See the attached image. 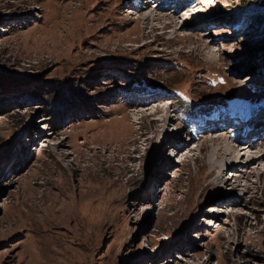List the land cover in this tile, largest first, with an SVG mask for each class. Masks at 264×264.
Segmentation results:
<instances>
[{
    "label": "rangeland",
    "instance_id": "374dc122",
    "mask_svg": "<svg viewBox=\"0 0 264 264\" xmlns=\"http://www.w3.org/2000/svg\"><path fill=\"white\" fill-rule=\"evenodd\" d=\"M175 1L0 0V264H264V172L191 181L264 99V0Z\"/></svg>",
    "mask_w": 264,
    "mask_h": 264
},
{
    "label": "bare ground",
    "instance_id": "6f19581e",
    "mask_svg": "<svg viewBox=\"0 0 264 264\" xmlns=\"http://www.w3.org/2000/svg\"><path fill=\"white\" fill-rule=\"evenodd\" d=\"M140 1H141V5L139 4L140 7L144 6V3H143L144 0L143 1L140 0ZM155 4L157 6H164L165 7L164 9H166V10H167V8L171 9V7L169 8V6H172L173 11H175L176 13H178L182 10L186 11V9L189 7H191V10H192L194 7L193 2H191V1L180 3V4L176 5L175 0H167V1L155 0ZM185 5H189V6L187 8H185L184 7ZM188 11H190V9ZM141 12H139V13H141ZM196 12H198V11H196ZM140 17L147 22L149 20L150 21H159V22L163 21L164 22V20L168 19V16L166 14H155V15H152V14H148V15L145 14L144 15L143 14V16L141 15ZM195 21L196 20H194V22ZM175 24H176V22L174 20H171L170 26L174 27ZM161 25H162V23H161ZM167 27H165V28H167ZM190 38H193V37L190 36ZM131 93H138V92H131ZM153 94H157V93H152L148 96H152ZM260 95L263 96L264 92H262V94H260ZM259 98H261V97L253 98V99H251V101L253 100V103L257 104L259 101L258 100ZM140 101H142L143 103H149V101H147V99H141ZM257 107H258V109L254 110V112H252L254 117L251 118L247 122L246 131H244L242 133V132H239L242 130L238 129L239 131L237 133H235V136L229 135L228 138L230 140H228L226 138L227 137L226 133L229 132L227 127L230 126V122L227 121L226 123H224L225 120L222 119L221 123L215 125L214 129L211 130L210 133H212L215 130H218V132L216 134L222 133L221 131H223L224 134L222 137H220V139H217L215 141H213V139L208 140L206 138L204 141V145H202V147H198V148H200L201 151L204 148H206V151L208 150V152H209V156H206L203 159L196 158V161L198 160L197 161V170H196V173H193V175H191V181L192 182L196 181L197 176H198V178H200V176H201L200 174L202 172H205V171H209L208 174H213V175L217 176L216 177V183L224 180V173L226 170L222 169V166L227 165L226 162L228 163V167L226 166L227 168H234L237 171H242L243 177L244 176L250 177L251 174H253L255 172H256V176H260V174L264 172V140L261 139V137H260V135L262 134L263 126H261V123H259V115H261L262 113L264 115V104H262V105L257 104ZM139 114L143 115L144 112L140 111ZM143 116H145V115H143ZM151 116L155 117L154 123H155V130L157 133H161V132H165V131L168 132L169 122L172 119H168L166 116H159L158 111L152 113ZM156 117H158V118H156ZM255 125L257 126V128H254ZM242 126H243L242 124H241V126L239 125V127H242ZM205 133H208V132H205ZM240 134H241V136H240ZM179 135H180V133L174 134L173 136H171V134L169 133L168 137L171 136V138H174L175 142H179ZM232 135H234V134H232ZM230 141L233 142L236 146H231ZM211 142H213L214 147H212V145H210ZM183 146H184V144H183ZM210 147L213 149L210 150L211 149ZM250 147H252L253 149H250ZM258 147L263 148V149H260L258 152H254V153L251 152L250 153V150L254 151ZM242 149H244V150L246 149L248 152L247 153V157H248L247 164L245 166H244V163L242 162V160L240 159V151H242ZM243 155H245V154H243ZM252 165L259 166V167L253 168V167H251ZM260 167H262V168L260 169ZM234 177H238V179H236L234 181V184H232L233 187L237 189L238 185H235V184L239 182V178H241V176H234Z\"/></svg>",
    "mask_w": 264,
    "mask_h": 264
},
{
    "label": "trees",
    "instance_id": "16d2710c",
    "mask_svg": "<svg viewBox=\"0 0 264 264\" xmlns=\"http://www.w3.org/2000/svg\"><path fill=\"white\" fill-rule=\"evenodd\" d=\"M258 42H262V41H264V38L263 37H261V39H259V40H257ZM125 90H129L130 92H141V91H144L145 90V88L144 87H142L141 85L140 86H137V87H130V88H127V89H125ZM152 93H154V92H152Z\"/></svg>",
    "mask_w": 264,
    "mask_h": 264
}]
</instances>
